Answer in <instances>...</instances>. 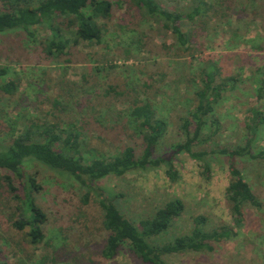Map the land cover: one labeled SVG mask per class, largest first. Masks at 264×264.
<instances>
[{
  "label": "rangeland",
  "instance_id": "rangeland-1",
  "mask_svg": "<svg viewBox=\"0 0 264 264\" xmlns=\"http://www.w3.org/2000/svg\"><path fill=\"white\" fill-rule=\"evenodd\" d=\"M109 1L112 13L99 21L101 40L70 44L61 58L44 53L51 33L44 24L0 34V69L5 70L0 85L17 83L13 93L0 89V148L27 127L34 129L32 124H58L62 129L71 125L81 134L80 149L87 159L111 158L125 144H134L139 153L142 145L136 123L129 117L130 106L149 102L167 123L156 156H173L179 179L170 181L162 165L123 176L107 175L97 182L98 188L122 194L118 203L134 223L154 215L166 201L182 199V214L151 240L155 244L189 232L197 215L206 216L209 229L228 225L235 231L230 239L215 242L211 252L163 255L166 264H264V159L236 157L237 168L259 202L258 206L243 205L244 222L237 227L226 197L234 177L228 157L211 155L207 177L200 161L186 152L171 151V145L185 139L180 119L197 103L200 73L208 60L237 82L215 105L220 127L208 142L193 148L216 150L244 145L249 139L253 152L264 147V122L255 132L248 126L252 108L257 107L264 117V98L256 97L264 70V0H204L208 14L194 23L182 22L183 31L194 33L187 48L179 47L168 30L128 0ZM156 1L169 10L186 11L192 0ZM22 168L40 185L30 197L48 220L37 244L28 241L27 227L13 226L20 218L24 191L18 178L0 169V263L147 264L127 244L120 246L113 259L102 258L108 232L96 188L87 189L72 176L34 160L24 162ZM9 173L18 197L9 193L4 181Z\"/></svg>",
  "mask_w": 264,
  "mask_h": 264
},
{
  "label": "trees",
  "instance_id": "trees-1",
  "mask_svg": "<svg viewBox=\"0 0 264 264\" xmlns=\"http://www.w3.org/2000/svg\"><path fill=\"white\" fill-rule=\"evenodd\" d=\"M128 1L143 15L158 21L182 48H187L194 38L192 29H181L182 22L194 23L209 11L208 3L204 0H192L186 11L169 10L156 0ZM1 4L0 34L17 28L28 30L29 26L44 24L51 33L44 43L43 50L51 58H61L62 55L68 54L69 51L65 49L70 48V44L77 45L79 41L99 42L103 31L99 21L108 18L113 9L109 0H1ZM65 33H69L70 37H66ZM4 73L5 70L0 69V75ZM236 82L234 76H223L213 61H206L200 73V87L196 92L197 103L180 119V130L185 139L171 145V151L186 152L191 158L200 161L207 177L211 155L217 153L228 157L229 170L234 177L226 189V197L231 205L234 225L241 227L244 222L243 205L247 203L258 206L259 202L237 168L236 157L264 159V147L253 152L249 139L244 145L224 146L216 150L193 148L196 143L208 142L212 133L220 127V120L214 113L215 105L224 93L234 88ZM16 88L17 83L14 81L0 85V89L6 93H13ZM256 97L259 100L264 98V70ZM54 103L57 104V101ZM130 107L129 117L136 123V132L142 145L139 153L134 144H125L111 158L100 155L87 159L80 149L81 134L71 129V125L62 129L58 124H32L30 127L34 129L27 127L8 145L0 148V169L7 170L18 178L24 191L23 206H18L20 218L13 221V226L19 230L27 227L26 236L31 244H37L43 239V226L48 218L44 210L30 197L33 192L40 190V185L34 175H26L23 171V163L29 160L37 161L54 172L70 175L87 189H97L100 195L99 204L103 209V227L108 232L101 251L105 260L113 259L120 246L127 244L132 253L144 263L166 264L163 255L187 251L211 252L215 242L230 239L234 235L235 231L228 225L209 229L206 216L197 215L189 232L166 243H152L153 238L165 233L174 219L182 214L185 206L183 200L174 197L158 208L154 215L134 223L118 203L122 194L98 188L97 182L107 175L123 176L137 171H149L162 165L167 167L165 172L170 181L175 182L180 177L173 156H156L157 147L167 130L166 121L158 116L155 107L149 102L134 103ZM250 111L252 116L248 126L255 132L258 125L264 122V117H261L257 107ZM190 126H193L192 131ZM10 173L3 178L9 193L18 197Z\"/></svg>",
  "mask_w": 264,
  "mask_h": 264
}]
</instances>
